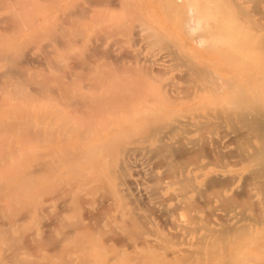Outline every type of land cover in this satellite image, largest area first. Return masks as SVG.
I'll list each match as a JSON object with an SVG mask.
<instances>
[{"label": "bare ground", "instance_id": "bare-ground-1", "mask_svg": "<svg viewBox=\"0 0 264 264\" xmlns=\"http://www.w3.org/2000/svg\"><path fill=\"white\" fill-rule=\"evenodd\" d=\"M191 2L189 11L199 12L198 4ZM54 8L61 13L52 14ZM1 16L8 24H0V264H264V75L259 81L262 93L253 104L233 118H223L221 144L229 149L236 134L251 146L240 144L233 162L219 167L201 158L161 175L162 165L154 158L166 160L173 154L158 153L163 143L184 142L196 154L206 150L205 135L198 134L206 122L220 120L215 118L219 105L216 115L204 116L197 105L202 96L179 95L169 98L174 107L192 103L197 110H168L164 100L169 99L151 88L125 86L116 69L105 74L98 69L100 59L86 58L87 43L116 26L104 18L74 14L71 0H0ZM195 19L190 18L195 21L191 30L205 25L201 16ZM45 48L51 51L40 59L39 50ZM25 56L38 57L40 66L35 61L36 68L28 70ZM74 62L81 64L72 70ZM217 91L214 97L219 99ZM230 119L241 124L239 130L228 125ZM153 149L158 150L154 156ZM243 160L250 165H242ZM118 166L131 170L125 179L133 187L119 181ZM211 179L228 182L216 187ZM208 181L212 192L207 191ZM243 186L251 192L252 198L246 199H253L259 211L241 203ZM131 188L155 208L152 212L147 203L150 213L159 211L154 215L162 218H156L165 217L167 227L146 215L152 218L147 221L149 232L144 228L140 238L131 235L139 225L136 220L149 214L143 212L147 207L140 214L139 199H134L138 207L124 195ZM200 189L212 194L210 224L204 213L211 205L195 203ZM254 210L262 218L257 219ZM94 216L100 221H93ZM227 223L231 230L225 231ZM52 226L55 238L49 235ZM43 230L49 242L42 239ZM166 233L177 239H167ZM43 241L48 244L39 245Z\"/></svg>", "mask_w": 264, "mask_h": 264}, {"label": "rangeland", "instance_id": "rangeland-1", "mask_svg": "<svg viewBox=\"0 0 264 264\" xmlns=\"http://www.w3.org/2000/svg\"><path fill=\"white\" fill-rule=\"evenodd\" d=\"M193 1L201 8L199 9V12L201 11L200 13L189 11V4L190 2L194 3ZM71 2L74 14L84 15L88 18H104L113 24V26H116V28H113L115 31L111 32L102 30V32L94 36L91 42L87 43V46H90L91 48H88L86 58L100 59V62L102 63L100 65H102V67L105 66V70L110 69L109 72L116 69L115 71H118L120 77L119 80L121 79V81H124L125 86L131 88H151L150 91H152L153 94L157 95L156 93H158L163 95L166 99H169L171 96L173 97L170 98L172 100L179 95H184L186 97H192L193 95L202 96L201 100H197L199 101L197 105L201 107V112L199 114H203L204 116H208L210 112L213 114L215 113L216 115V112L214 111L217 109L218 105L220 106L218 108L219 111L217 110V112L220 113L217 115L218 117L215 116V118H219L221 121L217 119L218 122L223 123L217 125V120L216 123H213V121L212 123L206 122V125L203 129L201 128L200 133L198 134L205 135L203 141L207 146L206 150L204 149L203 152H200L201 154H196L197 152L195 153L194 151L188 150L184 142L178 143V145L180 144L179 148H176L178 145L166 143H163L164 146H161V148L156 147L160 149L159 151L157 150L158 153L161 150H165L164 153L166 154H171L172 152L174 154L171 155L172 157L169 155L166 160L159 155L157 156V159L159 158L160 161L154 158V163L156 162L158 165H162L163 171L161 172V175L172 174L173 171L177 170L178 166L182 167L183 165L187 166L191 163L200 162L201 158H206L219 167L233 162L232 159L238 152L240 144L243 145L244 142H246L247 145L245 143L246 146H243L249 147L251 143L245 141L243 137L236 134L235 137L230 139V142H232L230 143L231 147H229V149H227L228 147L225 148L220 141L226 132V127L224 126L226 122H224L225 117L231 116V118H233V115L237 111L244 108L248 109L262 93L259 81L260 79L262 80L264 75V72L261 73V70L264 68V0H71ZM51 13L56 16L61 12L60 9L54 8L51 10ZM200 16L205 25L191 30L190 22L195 21L190 20V18L193 17L194 19H197ZM1 18V21H3L5 16H1ZM7 21L8 18L5 21L0 22V24L2 25L4 22L7 23ZM6 23L2 26L8 24ZM203 37L206 39V42L202 44L198 43V39ZM44 51L43 53L42 50H39V53H41V57L39 56L40 59L46 56V53H50L51 50H46L45 48ZM25 57H23L22 60L23 64H26L25 67H27L28 70H32L37 63L36 67L40 64V59L36 56H34V58H31V56L27 58ZM32 60H34V62H32ZM35 61L38 62L35 64ZM74 63V66L71 67L72 70H75V68L81 64L80 62L79 64L78 62ZM31 64L34 66L29 68V65L31 66ZM100 65L99 68H96L101 69L104 73L108 71H105L102 67L100 68ZM107 66H109V68ZM231 84H234V86ZM217 87L219 94L221 93L219 97L220 102H216L219 99L218 97H214L215 95L218 96V93H214V91H217ZM198 90L201 92L198 93ZM221 97L222 99L224 98L225 101L222 100ZM172 100L170 102L168 101V103L167 100L166 103L164 100V104L167 106L168 110L173 111L179 109L188 112L190 108H192L191 111L196 109L195 104L191 106L192 103H190L191 107H186L185 105L174 107L171 103ZM222 111H224V113ZM222 113L226 115H222ZM231 120L232 122H229L228 125L232 129L239 130V125L241 124L234 119H230V121ZM169 123L170 125L176 124L175 120ZM222 125L224 128L221 127ZM235 133L238 132L235 131ZM168 145L175 149H171ZM157 151L156 149H153L151 154L154 156ZM160 153L161 155L163 154V152ZM243 161L245 164L243 162L242 165H247V167L250 165L249 162L247 163L245 160ZM122 167L123 166L119 167L121 171L117 170L119 171L118 175L120 172L122 173V176L120 175L122 179H118L119 181L124 179V183L130 184V181L127 183L129 177H127L126 174L130 176L129 174L131 173V170ZM235 167L239 166L235 165L233 168ZM128 171L130 173H128ZM161 175H157L158 177L156 176L159 181ZM125 177L128 179H125ZM183 178V181H185L186 177L183 176ZM155 179L154 181H157L158 183L159 181ZM187 180L189 179L187 178ZM250 180L251 182L253 181L252 179ZM210 181H212V179ZM210 181L208 182L210 183ZM224 181L214 179L212 182H215L217 185H214V183L213 185L218 187L221 183H224ZM243 181H245V179H243ZM190 182L191 181L189 180L188 183ZM208 182L207 186L209 190L207 189V186L205 188L207 191L212 192V183L209 184ZM247 182L251 183L248 180ZM132 185L133 184L131 183L129 186L133 187ZM132 189L134 190V188H131V190L128 191L131 197L128 196L129 194L127 192L124 195H127L126 197L131 199H129V201L134 203H136L135 200L139 199L138 203L140 205L136 204L142 208L140 214H145L142 213L144 207L145 209H148L143 210V212L146 211V213L149 212V214L141 215V219L139 215H137L139 220L136 217L138 220H136V222L139 223V225L137 228L134 227V230L131 228V230L134 231H132L133 233H131V235L134 234L133 236L136 235V238H140L141 233L143 234L144 232L143 229H146V226L150 224L147 221L150 222L151 217L158 223H162L163 221L167 227L165 217H163L164 220H160L159 217H162L157 214L159 217L156 218L157 215H154V213H159V211L152 213L155 208L150 205L149 201L145 200ZM242 189L244 190H241V187L239 188V192L242 195L241 199L244 196L245 198L242 199L244 202L240 199L241 203H245L247 206L251 204L250 207L259 211L260 209H257L258 204L255 206L256 203L254 204L253 199L250 203L248 201L252 198L249 197V195L251 196V192L247 191L249 188L245 189L243 186ZM215 190L214 187L213 193ZM205 191H196L198 197H196V201L194 199L195 197L193 200L198 207L203 208V206L206 204L208 205V203L211 205L209 206L210 208L206 206L207 208L205 210L207 211L204 213L206 214L205 218H208V214H211L212 216L213 209L212 204H210L211 198L208 197V194L209 196L212 194L207 191V194H205ZM237 192L238 189L236 190V194ZM247 192H250V194L248 195ZM133 194L138 195V197H135ZM240 194L239 196L236 195L238 200ZM245 201H248L249 204ZM147 203H149V207H152L150 208L152 209V214L150 213L149 207L146 205ZM191 203L192 204L189 203V205L195 207L196 204L193 201H191ZM57 205L58 203L55 207L58 208L57 213H59L62 207L60 206L61 208H59V205L58 207ZM55 207L53 209H55ZM56 210L54 213H56ZM53 211H51V213ZM258 213H255L257 219L262 218L259 217ZM46 215L51 218L50 220L52 221L54 214L48 215L46 213ZM101 215L103 216L104 214L98 215L97 218L101 219ZM146 215H151V217L149 216V220ZM95 218L96 217L94 216V220H92L95 222L100 221ZM209 218L205 220V223L210 224ZM144 219H146V225H143V223H145L143 221ZM54 220L52 222L58 221ZM51 221L50 223L52 224ZM140 221H143V223L141 224ZM53 224H56V226L58 225L57 223ZM228 225L229 224L227 223V226L223 227L224 230L226 227H230ZM161 226L164 225L161 224ZM49 227L50 226H48V228ZM45 228L47 229V226ZM138 228L140 231H137ZM148 229L150 228H147L145 231H148ZM229 230H231V227ZM49 231L50 230L48 229L47 232ZM52 231H55V229L53 228V230L50 231L51 233L49 232V235L52 234L51 237L54 236L55 238ZM135 231L137 234H135ZM225 231L228 230L226 229ZM56 232H58V230ZM44 233L45 235L42 236V239L45 237L48 238L49 235H47L46 232ZM166 234H164V236L166 238L168 237L167 239H177L172 233V235L170 233ZM116 239L118 240L119 238ZM123 241L122 239H119L117 242L123 243ZM47 242H49V240ZM47 242L43 241V244L39 242V245L44 246Z\"/></svg>", "mask_w": 264, "mask_h": 264}]
</instances>
